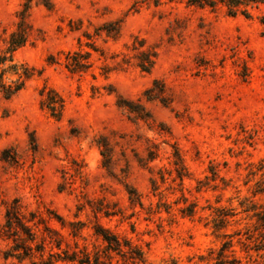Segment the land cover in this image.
<instances>
[{
    "label": "rangeland",
    "instance_id": "1",
    "mask_svg": "<svg viewBox=\"0 0 264 264\" xmlns=\"http://www.w3.org/2000/svg\"><path fill=\"white\" fill-rule=\"evenodd\" d=\"M23 1L0 0V50ZM50 2H32L28 41L13 54L29 79L0 95V224L16 200L51 218L63 240L53 253L102 250L98 223L146 264H264V6L245 19L183 4ZM74 51L89 54L85 72L65 68ZM144 51L156 55L149 73L137 68ZM43 88L63 100L58 118L40 106ZM10 246L0 238V264H29L5 260Z\"/></svg>",
    "mask_w": 264,
    "mask_h": 264
},
{
    "label": "trees",
    "instance_id": "2",
    "mask_svg": "<svg viewBox=\"0 0 264 264\" xmlns=\"http://www.w3.org/2000/svg\"><path fill=\"white\" fill-rule=\"evenodd\" d=\"M32 2L43 6L46 10H51L50 0H24L20 10L16 13V23L14 30L7 38L2 40L4 48L0 50V95L4 100H9L20 92L29 79L30 75L26 68L13 63V54L24 47L28 41L31 25L28 22V15ZM165 4H183L186 7L197 9H208L211 12L222 11L225 16L243 17L249 19L251 11L264 6V0H134L131 9L137 12L142 6H153L155 8ZM259 23L264 27V15L259 19ZM155 53L149 51L140 52L137 55V68L143 73H149L153 67ZM65 68L70 73L85 72L90 68L89 54L81 51L68 52L65 57ZM15 77L14 81L6 83V76ZM155 86V83H154ZM146 91L145 94H148ZM40 106L46 109L52 117L58 118L63 111V100L53 90L43 88ZM150 100V99H147ZM104 158V167H107L108 157L101 154ZM174 165L179 180H182L181 158L175 149L173 152ZM264 163V159L261 161ZM264 168V164L260 167ZM215 174V173H213ZM153 182V181H152ZM129 199L132 203L141 205L139 196L133 189H127ZM194 206L188 205L181 212L186 216L193 214ZM105 216H109L104 213ZM226 215L221 214L219 218ZM56 220L64 227V222L59 217ZM47 219L42 218L37 213H23L18 201L14 200L6 207L4 222L0 224V238L9 240L11 246L3 253V258L15 259L19 263L28 261L29 264H109L112 255L119 257L126 264H146L143 251L131 243L129 239L119 238L109 230L96 223L93 227L94 235L101 239L102 250H97L93 254L85 248L78 250L65 249L61 253H53L52 249L61 250L62 237L50 228ZM74 228L71 231L73 237L78 236L79 231L84 227L80 222L71 224ZM49 251H46L47 248ZM230 248L229 243H223L219 255L223 257L224 252ZM47 252L48 258L45 260L44 254ZM170 264H176L171 261Z\"/></svg>",
    "mask_w": 264,
    "mask_h": 264
}]
</instances>
